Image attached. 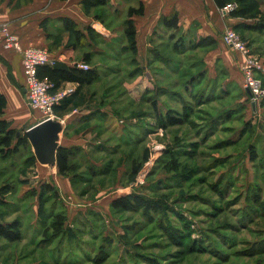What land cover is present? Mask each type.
<instances>
[{
	"label": "rangeland",
	"instance_id": "374dc122",
	"mask_svg": "<svg viewBox=\"0 0 264 264\" xmlns=\"http://www.w3.org/2000/svg\"><path fill=\"white\" fill-rule=\"evenodd\" d=\"M256 8L258 16L248 18L255 22L264 18V4ZM119 9L124 12L126 6L122 5ZM109 16L106 13V21H109ZM120 22L121 19L108 25L114 27ZM227 27H233L251 53L264 64V31L246 29L244 24ZM116 34L113 40H118L117 36L121 35L119 32ZM220 42L222 46L218 39L209 46L217 49V58H226L233 66L226 54V49L230 50L237 69L233 67L234 71H229L226 69L229 65L224 61L217 64L215 84L218 88L212 93L214 95L206 96L205 92L199 91L198 99L186 101V120L180 125L171 126L168 130H164L166 126L160 130V126L149 134L134 132L129 138L136 140L141 136V140L145 139L143 144H121L118 154L102 153L98 157L102 166L98 169L94 164L97 169H91L92 173L87 168L89 160L76 152V175L70 179L74 191H65L61 186L58 187L60 196L47 191L42 198L39 197L41 182L56 178V166H43L29 160V145L20 146L17 152L7 154L10 157L0 159V184H12V192L7 195L12 208L6 219L19 217L27 234L42 232L45 225L39 223V217L36 218L38 204L42 203V211L48 213L55 202L57 211L63 210L67 214V225L80 238L72 245L58 243L57 257L64 261L72 258L75 264H131V250L136 248L134 243H139L137 250L158 258L159 262L155 259V264H264L263 252L257 251L264 246V98L256 106L253 105L242 88V81L239 82L243 79L240 55ZM183 49L179 47V50ZM189 54L204 59L209 53L207 48H200L189 51ZM191 64L186 62L183 71L186 70L187 74L182 71V79L195 76L192 75L195 70L209 65L206 60ZM190 65L198 67L193 69L188 67ZM105 70L106 78L101 84L106 89L105 94H126L128 88L124 85V74L111 77L110 70ZM205 74L206 69H203L202 77ZM262 81L264 87V77ZM186 89L190 90L189 87ZM201 103L203 105L199 108ZM37 116L40 114H36L32 107H25L20 122L14 125L15 129L24 134ZM141 121L144 126L146 122ZM154 143H162L165 148L147 173L146 184L133 188L132 192L153 184L157 190L154 197L166 196L170 203L179 202L177 205L192 222L191 238L196 243L191 248L186 243L180 247L175 245L156 221L147 222L141 212L114 214L110 207L109 200L117 194L122 196L124 192L121 190L130 186L134 171L131 168L143 162L140 172L148 161ZM167 148L177 155L167 156ZM252 149L257 151L256 161L251 158ZM171 157L177 160L174 162ZM188 175L192 176L189 181L186 179ZM164 180L173 181L175 185L163 186ZM43 212L42 218L46 221L47 216ZM53 221L54 216H51L47 224ZM126 224H135L137 228L133 234L126 236L128 243L119 237L124 233ZM105 236L113 240L112 247H101ZM30 244L31 240L26 244L24 241L7 244L0 240V264H34L46 257L49 261L57 258L56 251L48 250L46 254V248L39 250L37 247L36 254L32 256L35 249ZM111 248L112 251H109ZM102 250L110 252L107 259L101 256ZM95 257L97 260H94ZM140 264H146L143 258Z\"/></svg>",
	"mask_w": 264,
	"mask_h": 264
},
{
	"label": "crops",
	"instance_id": "0c3cea01",
	"mask_svg": "<svg viewBox=\"0 0 264 264\" xmlns=\"http://www.w3.org/2000/svg\"><path fill=\"white\" fill-rule=\"evenodd\" d=\"M122 5L126 6L124 12L119 9ZM141 5L144 7L142 14L128 15L130 7L139 8ZM106 13L110 15L109 21H106ZM173 15L178 20L176 27H170L163 21L164 17ZM120 19L118 26L109 27V23L113 25ZM127 20H131L136 29L135 52L128 47L125 33ZM254 23L252 19L223 15L214 0H108L104 5L89 9L85 7L84 0H0V92L7 98V107L0 118L11 121V127H14L20 122L25 107L29 106L24 90L22 56L4 47L3 26H7L24 47L48 49L57 58L56 66L70 67L85 62L98 72L92 83L80 87L75 82L63 83L62 86L75 85L78 89L63 108L55 110L56 119L63 127L59 145L73 148L77 154L89 160L87 168L90 171L97 169L96 166L98 169L102 166L98 159L102 153L118 154L121 144H143L145 139L141 140V136L136 140L129 138L134 132L149 134L157 131L160 126V130H163L161 116L163 118L169 109L184 111L186 101L195 99L194 94H199L200 89L208 95L216 92L217 64L225 62L229 65V68L225 66L229 71H234L236 67L230 50L226 49V54L233 66H230L226 58V61L217 58V49H211L209 45L217 39L221 44V35L228 25L244 24L246 29L254 30ZM117 32L121 35L117 36L118 40H113ZM176 46L184 49L181 51ZM200 48H207L209 53L204 59L189 54V51ZM204 60L209 63L203 68L206 74L202 77L203 69L195 70L192 74L195 75L194 80L187 85L186 80L182 79L186 62L195 65ZM191 65L188 67L195 69L196 66ZM105 69L110 70L112 76L109 77L124 74V85L128 88L126 94H105V87H101L107 74ZM139 71L140 74L137 73ZM183 72L187 74L186 70ZM241 81L243 85V79H239ZM33 110L40 114L36 109ZM35 118L37 120L33 125L41 121V114ZM141 120L146 122L144 126ZM170 127L166 126L164 130ZM32 151L34 153L33 147ZM6 157L10 156L0 154L1 160ZM55 169L54 181L43 180L40 185L46 182L57 189L62 186L65 191H74L70 178L60 174L57 165ZM132 189L127 186L121 191L125 195L126 192L131 193ZM119 196H113L109 203ZM26 231L23 228L24 238L15 243L24 241L26 244L31 240L30 246L35 249L32 256L36 254L37 247L39 250L46 248V254L48 250L56 251L57 257V240L50 244L41 243L42 232L27 234ZM40 260L41 264H57L73 263L74 259L64 261L57 257L49 261L46 257ZM40 260L33 262L37 264Z\"/></svg>",
	"mask_w": 264,
	"mask_h": 264
},
{
	"label": "trees",
	"instance_id": "16d2710c",
	"mask_svg": "<svg viewBox=\"0 0 264 264\" xmlns=\"http://www.w3.org/2000/svg\"><path fill=\"white\" fill-rule=\"evenodd\" d=\"M107 1L108 0H84V5L87 9H89L90 7L104 5L107 3ZM214 1L220 7V9L223 8L225 5H227L228 3L235 2L234 0H214ZM236 3H238V6L237 8H235L230 12V16L252 18L258 16L257 15L258 11H256L257 10L256 7L259 6L260 4H264V0H238L236 1ZM143 11H144L143 5H141L139 8L130 7L128 9V15L132 16L134 13L142 14ZM163 21L165 24L169 25L170 27L173 26L176 27L178 25L177 22L178 20L176 15L164 17ZM246 27L249 28L250 26H246ZM252 27L259 28L262 29V31H264V18L259 19V21L257 20V22H255L252 25ZM125 33L127 35V39L129 42L128 47L135 52L137 50L136 29L134 23L131 20L126 21ZM188 49L189 48H187V50ZM38 75L41 78H48L49 80H51L55 85L54 89H56L62 86L63 83L65 82H75L78 84L79 87L85 84L92 83L97 78L98 72L91 68L89 69L80 68L77 66V64L70 67L59 66V65L58 66L44 65L38 68ZM185 80H186L185 81L186 84L188 85V83L190 81L192 82L194 78L193 76H191L190 78H187ZM186 84L185 86H187ZM202 90L203 89H200L199 91L202 92ZM194 96L197 97L198 99L199 94H194ZM206 96H208L207 93ZM70 97L66 98L61 105L56 107V109L60 107L63 108L65 102L68 99H70ZM6 107H7V98L3 93L0 92V116L4 113ZM162 116L161 119H163L162 122H164L163 123L164 126L180 125L181 123H183L184 120H186L185 119L186 112L184 111L179 112L177 109L176 110L169 109L165 112L163 118ZM23 145H29L31 147V144L28 140V136L26 135V133L18 135V130H16L14 127H11V121L0 118V154L1 155L4 154L8 156L7 154H12L11 152H17L18 148ZM165 152L167 156L177 155V153L173 152V150H169L168 148ZM256 152L257 151L254 149L251 150V158L254 161H256V156H257ZM75 153L76 151L73 150V148L69 149L63 146H60L57 151L56 165L58 167V171L60 174L66 177H70L71 180L73 179L74 175H76L77 164L74 162ZM29 157H30L29 160L31 159L34 163L37 162L36 157L32 151V147ZM171 158L173 159L172 161L174 162L177 160L176 157H171ZM142 163L141 164L138 163L135 165V168H131L134 171H132L131 173L132 176L130 178V181H132L135 175H137L140 167L142 166ZM175 166L178 167L176 164ZM190 176L191 175L187 176L186 178L187 181L190 180ZM164 181H165L164 183L162 182L163 186L175 185L173 181L172 182L167 180ZM152 185L153 184H149V186H143L145 187L144 190L141 188L142 190L138 189L129 194H125L117 198H114L110 204L112 212L114 214H120L124 212H141L142 216L146 219L147 222L156 221L159 227L170 235V241L173 242L175 245H178L180 247L186 243V245H188V247L190 248L192 245L195 246L196 241L193 238H191L192 222L188 219V216L184 214V211L181 208H179V206L177 205V203L179 202L170 203L168 198H166V196L163 197L160 196L158 198L154 197L153 194L156 193L157 190ZM47 191L52 193L54 192L56 194V197L60 196L58 194L59 191L55 186L45 182L41 185L39 191V197L42 198V196H44V192ZM11 192H12V184L10 182H6L0 185V240H4L8 243H15L21 241L24 238V234H23V222L19 217H16L11 220L6 219V217L10 214L11 211V210L9 211V209L12 208L11 201L7 198V195H9ZM39 206H40L38 208L39 223L45 225L44 231H42L43 239L41 240V243L50 244L51 242L57 240V244L58 243L62 244L64 242H67L68 245H72L77 241H79L80 238L75 236L73 229L67 225V220H68L67 214L63 210L57 211L55 202H53L52 208L50 207L48 213L42 211V209H44V205L42 206V203ZM42 212L43 215L47 216L46 221H44L42 218ZM39 213L41 214V216L39 215ZM51 216H54V221L51 224H47V221L50 220ZM134 225L135 224H126L124 227V233H122V235H119V237L127 243L128 240L126 239V236L130 233L133 234V231L137 229L136 226ZM67 234L69 235L68 238L66 237ZM102 240H103V244L101 247H103L104 245L109 248L112 247L113 240L111 238L105 236ZM138 244L139 243L137 244L134 243V245L136 246L135 248L136 250L138 248L137 247ZM135 249L133 251L131 250V255H132L131 257L133 258L131 264H140L141 258L144 259L146 264H155V259L156 262L157 261L159 262V259L152 256L150 253L149 254L142 253L140 250L136 251ZM109 251H112V248ZM109 251L102 250L101 256L104 259H107L110 254ZM257 251L263 252L264 254V246H262ZM94 260H97V257H95ZM73 263L58 262L57 264H73Z\"/></svg>",
	"mask_w": 264,
	"mask_h": 264
},
{
	"label": "built area",
	"instance_id": "2783aa9c",
	"mask_svg": "<svg viewBox=\"0 0 264 264\" xmlns=\"http://www.w3.org/2000/svg\"><path fill=\"white\" fill-rule=\"evenodd\" d=\"M237 6L238 3L231 2L221 8V11L223 15H230V12ZM1 30L4 33V47L19 52L22 56L24 87L28 105L40 112L41 120L56 119V107L75 93L76 86L66 85L54 89L55 85L51 80L39 77L38 68L44 65L55 66L58 62L57 58L48 49L32 46L24 47L19 38L7 26H3ZM221 40L237 55H240L243 88L251 98L253 105L256 106L264 98L263 62L251 53L246 42L233 27H227L223 31ZM77 66L83 69L90 68L89 64L85 62H79ZM164 148L165 145L162 143H154L152 145L148 161L142 167L135 180L129 184L130 187L135 189L146 184L147 173Z\"/></svg>",
	"mask_w": 264,
	"mask_h": 264
},
{
	"label": "water",
	"instance_id": "95a60500",
	"mask_svg": "<svg viewBox=\"0 0 264 264\" xmlns=\"http://www.w3.org/2000/svg\"><path fill=\"white\" fill-rule=\"evenodd\" d=\"M62 130V123L58 119L51 118L43 119L26 129L25 133L39 163L56 166L57 151L60 147L59 135Z\"/></svg>",
	"mask_w": 264,
	"mask_h": 264
}]
</instances>
